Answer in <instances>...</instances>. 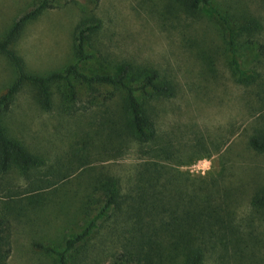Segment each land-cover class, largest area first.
I'll use <instances>...</instances> for the list:
<instances>
[{"label":"rangeland","instance_id":"rangeland-1","mask_svg":"<svg viewBox=\"0 0 264 264\" xmlns=\"http://www.w3.org/2000/svg\"><path fill=\"white\" fill-rule=\"evenodd\" d=\"M34 1L0 0V33L28 11ZM167 1L56 0L55 8L45 10L27 23L15 48L32 72L46 73L73 62L75 29L83 22L85 12H92L101 18L103 26L89 39L87 52L93 57L79 63L81 71L88 74L114 71L121 61L147 64L173 77L178 91L176 96L148 107L157 126L154 140L141 145L126 137L121 153H110L104 151L109 132L105 120L120 115L119 96L107 102L98 98L89 109L69 115L62 110V105L69 101L66 83L52 84L49 108L41 106L32 86L22 88L9 111L2 115V122L11 137L20 140L44 163L26 174L16 167L0 174V215L10 218L13 239L8 264H58L54 255L36 250L32 243L62 246L70 232L83 226L98 206L100 192L96 177L100 174L117 175L125 181L137 164L153 158L154 153L147 150L169 147L173 137L180 139L185 148L196 136L216 143L226 139L242 144L245 140L243 129L250 118L245 96L253 101L255 86L244 87L232 79L222 51L215 64L209 66L206 53L204 58L201 53L199 57L195 47V38H206L205 41L222 46L224 24L208 10L199 20L183 14L171 15L162 6ZM215 3L239 18L244 14L258 18L262 27L255 40L264 45V0H215ZM258 44L244 46L239 58L244 67L264 74V48L261 51ZM14 75L10 61L0 53V95ZM80 92L81 100L85 101L87 96L82 89ZM234 133L236 137H232ZM83 141L87 144L83 145ZM78 154L89 156L90 164L59 179L70 168H77ZM249 156L251 164L264 168L262 156ZM217 157V154L197 157L192 163L178 167L192 174H208L214 171ZM177 158L186 161L190 157ZM41 180L53 184L39 193L31 191V185ZM109 223L101 227L80 255L70 254V264L78 261L79 264H123L118 259L120 241L111 235ZM260 229L263 246L258 256L259 264H264V223ZM204 264L216 262L207 258Z\"/></svg>","mask_w":264,"mask_h":264},{"label":"trees","instance_id":"trees-1","mask_svg":"<svg viewBox=\"0 0 264 264\" xmlns=\"http://www.w3.org/2000/svg\"><path fill=\"white\" fill-rule=\"evenodd\" d=\"M55 2L35 0L28 11L0 33V53L15 71L6 91L0 95V174H7L13 167L26 174L44 163L20 140L11 137L2 122V115L9 111L26 85L35 89L41 106L49 108L52 84L66 83L69 101L62 105V110L69 115L89 109L98 98L107 102L119 96L120 115L105 120L109 132L104 151L110 153H121L126 137L141 145L154 140L157 126L148 107L176 96L178 91L173 77L147 64L121 61L114 71L94 74L81 71L79 63L93 57L87 52L89 39L103 26L101 18L92 12H85L83 22L75 29L73 62L46 73L30 71L15 45L27 23L55 8ZM162 6L171 15L183 14L192 20L201 19L208 10L224 24L222 46L217 47L206 38H195V47L198 56L201 53L204 58L206 53L209 66L215 64L222 51L232 79L244 87L255 86L253 101L245 96L250 115L243 129L245 140L242 144L226 139L216 143L196 136L185 148L180 139L173 137L169 147L147 150L154 153L153 158L137 164L125 181L117 175L100 174L96 177L98 206L83 226L70 232L62 246L32 243L36 250L54 255L58 264H70V254L80 255L109 221L111 235L120 241L118 259L123 264H204L207 258L216 264H259L258 254L263 246L260 227L264 223V168L248 160L252 159L249 155L264 159V74L244 67L239 53L247 44H258L255 34L262 26L255 16L244 14L239 18L222 10L215 0H168ZM258 48L263 51L264 45L258 44ZM80 89L87 96L85 101L80 98ZM213 154L218 157L211 173L192 174L178 167ZM77 157V168H70L59 179L71 176L91 162L89 156ZM177 157L190 158L186 162ZM52 184L41 180L31 185V191L39 193ZM11 229L10 218L0 215V264H8L13 252Z\"/></svg>","mask_w":264,"mask_h":264}]
</instances>
